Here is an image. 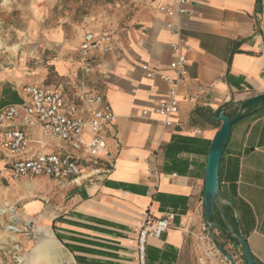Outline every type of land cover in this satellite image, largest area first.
I'll use <instances>...</instances> for the list:
<instances>
[{
  "label": "crops",
  "instance_id": "1",
  "mask_svg": "<svg viewBox=\"0 0 264 264\" xmlns=\"http://www.w3.org/2000/svg\"><path fill=\"white\" fill-rule=\"evenodd\" d=\"M163 4L171 0H144L139 29L123 45L116 38L112 53L99 59L90 76L81 69L79 48L85 32L102 28L84 30L73 44L63 31L52 34V40L62 41L64 57L55 63L58 75L70 81L66 85L1 79L0 102L5 88L19 98L6 105L22 101L26 84L62 85L68 92L102 93L116 116L107 135L109 156L84 165L77 181L14 180L5 172L7 180L19 181L10 202H24L20 264H137L130 240L147 214L170 223L163 236L148 240L147 264H208L199 240L209 226L205 175L222 125L216 117L220 110L233 117L242 101L264 94V0H190L180 36L166 28L159 12ZM180 37L189 64L178 88L180 111L167 128L161 116L147 119L142 113L169 98L170 85L160 77H178L170 64L177 60L171 45ZM78 71L85 78L82 85ZM201 86L200 99L190 100ZM48 140L35 130L31 150L63 148L56 141L50 147ZM9 160L0 151V169L6 171ZM220 191L216 216L225 232L215 228L218 241L227 243L237 264H247L242 249L233 246L242 235L255 263L264 264V103L233 126L221 162ZM212 263L230 264L222 255Z\"/></svg>",
  "mask_w": 264,
  "mask_h": 264
},
{
  "label": "built area",
  "instance_id": "2",
  "mask_svg": "<svg viewBox=\"0 0 264 264\" xmlns=\"http://www.w3.org/2000/svg\"><path fill=\"white\" fill-rule=\"evenodd\" d=\"M190 0H171L159 6L166 17V28L181 35V22L190 14ZM183 38L172 44L177 60L170 69L178 77L161 79L170 85L169 98L159 102L152 111L145 110L143 118L152 114L161 116L165 127L173 126V116L180 111L178 88L184 82L189 64L183 54ZM116 34L112 29L85 32L79 48V62L85 76L94 73L102 56L112 53ZM142 69L153 77L147 65ZM209 87H213L210 85ZM204 87L190 97L198 101ZM116 124V116L106 97L97 91L68 92L62 85H28L23 90L22 101L0 109V151L9 156L6 172L14 180L22 178H49L58 181H77L83 166L99 164L109 156L107 135ZM39 130L45 138L56 141L63 148L46 152V146L31 150V136ZM201 131H198L200 134ZM170 228L167 218L153 219L149 214L130 243L137 253V264H147V244L150 238H160Z\"/></svg>",
  "mask_w": 264,
  "mask_h": 264
},
{
  "label": "rangeland",
  "instance_id": "3",
  "mask_svg": "<svg viewBox=\"0 0 264 264\" xmlns=\"http://www.w3.org/2000/svg\"><path fill=\"white\" fill-rule=\"evenodd\" d=\"M143 1L0 0V82L17 78L33 79V84L40 81L66 85L70 81L58 75L55 63L64 57L62 41L52 40V34L63 31L65 41L73 44L84 30L112 29L123 45L140 27L137 18L144 10ZM77 77V84L82 85L85 78L79 71ZM48 144L53 147L56 142L49 139ZM5 172L0 169V264H8L9 257L13 264H20L24 254L19 237L25 233L22 227L25 223L20 220L24 202H10L9 193L19 181L7 180ZM3 193L8 194L6 200L1 196ZM215 237L218 240L216 229ZM199 245L208 264L221 260L209 236V226L203 231Z\"/></svg>",
  "mask_w": 264,
  "mask_h": 264
},
{
  "label": "water",
  "instance_id": "4",
  "mask_svg": "<svg viewBox=\"0 0 264 264\" xmlns=\"http://www.w3.org/2000/svg\"><path fill=\"white\" fill-rule=\"evenodd\" d=\"M264 103V94L246 99L240 103V109L238 113L230 117L224 110H220L216 119L222 123L221 128L215 139L211 151L208 156L206 175H205V194H204V208L205 217L209 223V236L214 244L215 249L224 256L230 264H237L235 255L227 252V243L219 242L215 237V228L225 230L218 224L216 216V206L221 200L220 191V167L223 158V154L227 147L232 134L233 126L246 118L258 108L260 104ZM235 248H241L243 251L244 259L247 264H256L247 243V240L242 235H237L236 242L233 243Z\"/></svg>",
  "mask_w": 264,
  "mask_h": 264
},
{
  "label": "trees",
  "instance_id": "5",
  "mask_svg": "<svg viewBox=\"0 0 264 264\" xmlns=\"http://www.w3.org/2000/svg\"><path fill=\"white\" fill-rule=\"evenodd\" d=\"M11 101H19L17 93L13 91L11 88H5L3 90V99L1 100V105L5 106L8 102Z\"/></svg>",
  "mask_w": 264,
  "mask_h": 264
},
{
  "label": "bare ground",
  "instance_id": "6",
  "mask_svg": "<svg viewBox=\"0 0 264 264\" xmlns=\"http://www.w3.org/2000/svg\"><path fill=\"white\" fill-rule=\"evenodd\" d=\"M25 186L27 187V188H29L30 187V184H25ZM13 212V211H12ZM11 230V229H10ZM212 256H214V254H212ZM213 264V263H212Z\"/></svg>",
  "mask_w": 264,
  "mask_h": 264
}]
</instances>
